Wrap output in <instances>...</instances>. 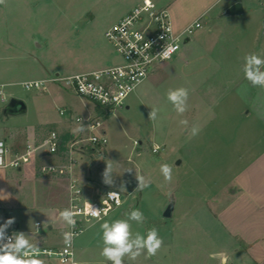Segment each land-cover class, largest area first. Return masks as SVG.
<instances>
[{"label":"rangeland","instance_id":"374dc122","mask_svg":"<svg viewBox=\"0 0 264 264\" xmlns=\"http://www.w3.org/2000/svg\"><path fill=\"white\" fill-rule=\"evenodd\" d=\"M141 1L31 0V4H45L46 7L42 17L45 20L42 28L44 40L39 41L42 46L39 52L46 68L52 73L64 75L70 71L85 70L107 57L123 62L106 39L105 32ZM153 1L160 6L183 7L188 0ZM245 22L253 21L248 17ZM202 25L192 37L193 43L188 46L183 44L173 60L158 65L159 70L139 86L125 107L115 113H96L97 105L66 89L67 86L61 83L32 90H27L23 83L5 88L8 101L12 95L27 104V113L21 115H6V104L0 99V132L21 131L45 120H62L60 110L67 108L69 102L62 96L84 103V106L81 104V108L67 115L71 120L63 123L62 133L77 129L81 124L76 119L88 117L94 109L92 118L102 120L109 144L102 150L93 145L86 146L76 155L73 174L81 182L86 198L91 200H101L108 191H119L121 181L125 182V191L121 193L125 194L126 200L120 208L121 214L127 217V213L139 209L145 218L143 224L130 221L133 234H146L147 230L156 227L164 242L157 255L142 258L147 260L146 264L223 263L224 255L215 249L213 240L220 224L219 214L232 199L235 187L231 182L253 155L249 150L251 145L248 142L243 144L242 139L241 145L236 137V133L246 132L245 107L234 100L231 106L223 104L231 109L226 117L217 112L223 106L216 110L214 107L223 94L229 96L226 83L230 75L217 70L214 57L205 59L203 63L195 60L194 64L186 66L185 50L194 47L197 57L204 49L216 51L213 36L219 27L214 25L213 18L209 21L202 19ZM222 29L224 32L227 30V41L237 43L243 25H225ZM35 46H38L37 43ZM168 64L172 67H165ZM178 87L189 90V109L183 116L177 115L166 95L169 89ZM238 92L244 96L241 91ZM152 107L160 109L155 122L148 119ZM182 119L188 121V129L199 125L200 133L190 137V132L179 123ZM53 129L54 124L42 126L36 141L39 142ZM75 134L78 138L90 137L85 130ZM249 140L252 142V138ZM28 141L25 131L16 134L10 141L11 147L8 146L11 154L23 150ZM55 161V157L40 152L21 169L0 170L1 191L6 189L11 198L20 204L22 211L31 216H39L40 204L60 210L68 208L69 175L66 172H41L43 166L57 164ZM107 163L113 166L115 186L103 183L102 173ZM164 163L173 168L171 184L164 182L159 171ZM130 168L131 171H126ZM135 170L149 182L142 190L137 189ZM9 202L6 204H12ZM170 204L174 205V212L171 218H165L164 212ZM94 223H88L86 236L101 240L100 226L93 228Z\"/></svg>","mask_w":264,"mask_h":264},{"label":"crops","instance_id":"0c3cea01","mask_svg":"<svg viewBox=\"0 0 264 264\" xmlns=\"http://www.w3.org/2000/svg\"><path fill=\"white\" fill-rule=\"evenodd\" d=\"M236 3H242L244 13L237 16L226 15V10ZM163 6L170 10L177 32L183 31L200 18L208 21L213 18L214 25L219 27V30L215 31L213 36L216 51L209 52L204 49L197 57L195 56L194 47H191L189 50L184 51L185 54L183 52L186 56V66L194 64L195 60L203 63L202 61L205 59L214 57L217 70L230 75L229 81L226 83L229 96L223 94L216 100L214 107L216 110V108L223 106V109L217 111L222 117H226L231 113V109L223 105L225 103L231 106L234 100L245 107L243 118L246 132L236 133V137L241 145L242 140L243 144L248 142L249 146L251 145L249 150L253 155L231 182V185L235 188L230 203L219 214L220 224L217 226L218 229L215 227L214 247L217 250L219 249L220 255H224L222 264H224L225 259L226 264H264V89L253 87L245 79L243 73L244 57L247 54L255 53L264 57V0H188L183 7H174L168 4H163ZM45 9V4H31V0H6L4 5H0V86L4 85L5 88H11L16 84L28 81L51 80L59 75L70 76L79 73H90L121 63L115 57H107L101 63L94 64L82 71H70L64 75L59 72L52 73L51 70L46 68L39 52L42 47L39 41L44 36L42 28L45 20L42 17L45 15ZM31 11L33 12L31 13ZM248 17L253 22H245ZM225 25L240 27L243 25L237 43L227 41V30L224 32V29H222ZM191 42L192 38L185 45L188 46ZM36 43L38 46H35ZM204 64L207 65L206 61ZM169 66L172 67L169 64L165 67L168 68ZM158 70L157 68L151 76ZM51 83L53 82L47 84ZM65 88L76 94L73 89ZM238 91H241L244 96L242 97ZM62 97L69 100L67 106L70 107L61 109L67 112L62 120H45L41 124H35L21 131L0 132V139H3L11 147V139L16 134L25 131L29 140L27 144H34L35 142L38 144L46 139L52 131H56L63 143L70 142L76 134L74 131L62 133L63 123L71 120L67 115H71L73 111L84 106V103H79L77 100L72 101L68 96ZM9 101L2 102L7 107ZM95 110L96 113H99L97 107H95ZM93 111L90 112L89 116L93 115ZM48 124H54L55 129L44 135L39 142L36 141L38 130ZM231 138L234 139L235 135ZM251 138L252 142L249 140ZM55 158L57 164H63L60 156ZM3 191L0 189V202L6 208L7 217L15 218L14 225L19 232L29 235V238L38 245L39 249L58 250L64 245L62 232L68 226L59 219V212L65 208L60 210L40 204L39 216H31L22 211L20 204H17V201L11 198L6 189ZM8 201L12 204L10 202V205L6 204ZM116 219H127L126 216L121 214L120 208L103 221L112 222ZM103 221L95 222L92 227H99ZM38 223H40L39 228ZM86 234L87 231L75 242L77 264H110L99 255L103 247L102 239L98 240L99 238H92L89 235L86 236ZM143 257L142 255L136 261L125 258L124 264H146L147 260L143 261ZM40 259L47 264L46 259ZM52 264L58 263L54 261Z\"/></svg>","mask_w":264,"mask_h":264},{"label":"built area","instance_id":"2783aa9c","mask_svg":"<svg viewBox=\"0 0 264 264\" xmlns=\"http://www.w3.org/2000/svg\"><path fill=\"white\" fill-rule=\"evenodd\" d=\"M203 27L202 18L196 20L181 32H177L172 15L167 7L158 5L153 0H142L127 15L109 27L105 37L116 52L122 57L123 62L90 73H79L70 76H56L51 80L28 81L23 83L27 90L41 89L48 82L61 83L72 88L80 97L101 106L107 113H115L127 105L130 96L147 81L157 66L173 60L181 51L182 45L190 40L194 34ZM171 46L174 51L169 52V58L164 59L161 53ZM0 99L7 101L5 86H0ZM66 115V110L60 111ZM79 124H84L88 138H74L63 143L60 135L52 131L41 143L27 144L19 151L11 154L7 143L0 139V170L21 169L28 165L32 157L46 153L53 157L60 156L63 164L43 166V174L67 173L70 178L69 192L70 202L68 208L77 213L75 229L69 226L65 231L80 233L71 247L65 244L58 250L41 248L39 258L47 260V264L54 261L58 264H77L75 255V242L87 230L88 223L99 222L85 215L87 205L101 209L102 220L106 219L111 212L118 210L125 204L126 196L120 192L121 203L119 206L115 200L108 198V191L101 200L87 199L81 182L74 176L77 164V154L81 153L86 146L93 145L102 150L108 146L109 140L104 130L102 120L93 119L92 116L76 119ZM116 191V190H112ZM119 192V191H117ZM104 212L107 215L104 216ZM9 219L6 208L0 202V224ZM38 228L40 223L37 224ZM8 234L19 232L13 224Z\"/></svg>","mask_w":264,"mask_h":264},{"label":"clouds","instance_id":"9594fccd","mask_svg":"<svg viewBox=\"0 0 264 264\" xmlns=\"http://www.w3.org/2000/svg\"><path fill=\"white\" fill-rule=\"evenodd\" d=\"M6 0H0V5H4ZM171 46H168L163 53L164 59L169 58V52L174 51ZM264 57L259 54H247L244 57L243 73L245 79L250 82L253 87H259L264 89ZM167 100L173 106V110L177 115L183 116L189 109V90L186 87H178L176 89H169L167 91ZM160 109L158 107H152L148 113V119L151 121H157L159 118ZM184 125L186 130L190 132V137L197 136L201 128L199 125H192L188 129V121L182 119L179 121ZM85 127L81 124L75 132H82ZM128 169L126 171H131ZM159 171L164 178L166 184H171L173 181V168L171 165L164 163L159 167ZM136 172V170H135ZM103 183L108 186H115L113 166L111 163H107L105 170L102 173ZM136 180L138 181V188L142 190L148 186L143 175L136 172ZM124 181H121L119 192L111 191L108 193V198L115 200L117 206L121 203L120 192L125 191ZM77 213L69 208L59 212V219L69 226L71 229H75ZM88 215L97 221L102 220L101 209L93 207L90 203L87 205ZM107 212H104V216ZM144 215L139 209H134L130 213H127V219H116L112 222L103 221L100 223V230L102 232L103 247L99 255L110 264H124L125 258L130 261H136L142 255L145 258H151L158 254L163 247V239L159 236L158 229L152 227L147 230L146 234L136 232L133 234L132 225L130 221H134L137 224L144 223ZM15 218H9L0 224V264H45L43 260L39 258L40 249L37 244L33 243L29 238L30 236L23 232H13L8 234V229L14 224ZM80 235L75 231H63V243L67 247H71L75 238ZM226 264V259L224 261Z\"/></svg>","mask_w":264,"mask_h":264},{"label":"water","instance_id":"95a60500","mask_svg":"<svg viewBox=\"0 0 264 264\" xmlns=\"http://www.w3.org/2000/svg\"><path fill=\"white\" fill-rule=\"evenodd\" d=\"M226 15L228 16H237L244 13V8L242 3H236L232 5L230 8L226 10ZM27 112V105L25 101L18 99V98H12L10 99L7 107L4 110V113L6 115H21ZM174 205L170 204L167 209L164 212L165 218H171L172 214L174 212Z\"/></svg>","mask_w":264,"mask_h":264},{"label":"trees","instance_id":"16d2710c","mask_svg":"<svg viewBox=\"0 0 264 264\" xmlns=\"http://www.w3.org/2000/svg\"><path fill=\"white\" fill-rule=\"evenodd\" d=\"M99 113L105 112V109H102L101 106H97Z\"/></svg>","mask_w":264,"mask_h":264}]
</instances>
